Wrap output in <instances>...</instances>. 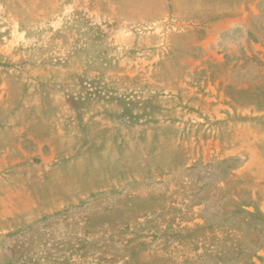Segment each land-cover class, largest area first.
Wrapping results in <instances>:
<instances>
[{"label":"rangeland","instance_id":"1","mask_svg":"<svg viewBox=\"0 0 264 264\" xmlns=\"http://www.w3.org/2000/svg\"><path fill=\"white\" fill-rule=\"evenodd\" d=\"M241 190L264 213V0H0V264H235Z\"/></svg>","mask_w":264,"mask_h":264},{"label":"trees","instance_id":"2","mask_svg":"<svg viewBox=\"0 0 264 264\" xmlns=\"http://www.w3.org/2000/svg\"><path fill=\"white\" fill-rule=\"evenodd\" d=\"M241 192L242 193L240 194L237 191L233 192L231 197L223 203V209H220L223 210L222 213L219 209L217 211L219 212L217 215L218 218L223 219L227 224H231L229 231H218V233L226 234L228 240L233 239V235H244L245 240L247 241L246 243H238L236 245L237 252L235 256L227 251V256L224 259V262H230L235 259V264H256L253 261L256 257L254 252L256 251V244L260 241L259 236L264 228V213L256 205H253L251 199L244 200L242 198L244 190H241ZM227 194L228 193L218 194L215 201H219L221 198H227ZM251 207L254 208L253 211L248 209ZM224 224L220 223L216 228H219ZM258 258L261 260L262 257Z\"/></svg>","mask_w":264,"mask_h":264}]
</instances>
